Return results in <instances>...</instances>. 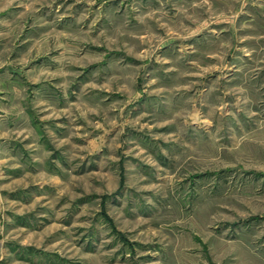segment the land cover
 I'll return each instance as SVG.
<instances>
[{
	"label": "rangeland",
	"instance_id": "1",
	"mask_svg": "<svg viewBox=\"0 0 264 264\" xmlns=\"http://www.w3.org/2000/svg\"><path fill=\"white\" fill-rule=\"evenodd\" d=\"M0 264H264V0H0Z\"/></svg>",
	"mask_w": 264,
	"mask_h": 264
}]
</instances>
